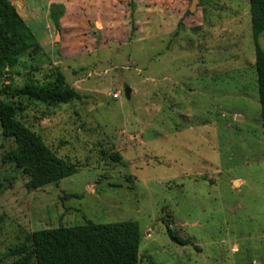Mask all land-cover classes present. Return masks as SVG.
Instances as JSON below:
<instances>
[{"label":"rangeland","instance_id":"1","mask_svg":"<svg viewBox=\"0 0 264 264\" xmlns=\"http://www.w3.org/2000/svg\"><path fill=\"white\" fill-rule=\"evenodd\" d=\"M10 1L36 44L1 66L0 102L77 172L28 189L0 131V264L28 233L86 221L137 222L140 264H264L248 0H198L191 14V0ZM58 75L80 100L2 92Z\"/></svg>","mask_w":264,"mask_h":264},{"label":"trees","instance_id":"2","mask_svg":"<svg viewBox=\"0 0 264 264\" xmlns=\"http://www.w3.org/2000/svg\"><path fill=\"white\" fill-rule=\"evenodd\" d=\"M248 3L254 70L260 114L264 121V49L259 44V39L264 37V0H248ZM63 12L62 7L58 11L49 9L56 27ZM187 13L191 14L189 9ZM32 42L34 40L12 2L0 0V77L3 63L8 62L12 54L28 50ZM62 86L63 79L58 75L56 83L50 88L25 85L12 89L6 85L2 92L55 104H67L82 98L74 89ZM0 131L3 138L12 139L16 145L15 151L9 153L6 160L27 177L28 189L57 184L77 172L75 165L59 158L38 135L17 121L14 107L3 102H0ZM172 238L176 243L184 244L178 238ZM140 241L139 225L135 221L106 224L86 221L80 226H60L28 233L19 245L9 251L10 256L16 257L10 264H140Z\"/></svg>","mask_w":264,"mask_h":264},{"label":"water","instance_id":"3","mask_svg":"<svg viewBox=\"0 0 264 264\" xmlns=\"http://www.w3.org/2000/svg\"><path fill=\"white\" fill-rule=\"evenodd\" d=\"M198 5V0H191V4L189 6V12L190 13H194V11L196 10V7ZM59 40V34L57 33L56 34V38H55V42ZM124 96L126 99H129V96H130V89H125L124 91ZM89 189H92L91 186H89Z\"/></svg>","mask_w":264,"mask_h":264}]
</instances>
